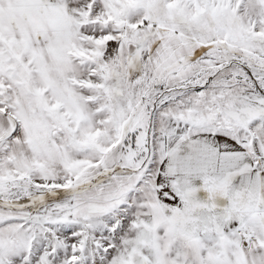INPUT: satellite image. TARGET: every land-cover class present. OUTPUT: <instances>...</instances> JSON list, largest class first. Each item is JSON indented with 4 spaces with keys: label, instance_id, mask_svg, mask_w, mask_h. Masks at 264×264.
<instances>
[{
    "label": "snow or ice",
    "instance_id": "obj_1",
    "mask_svg": "<svg viewBox=\"0 0 264 264\" xmlns=\"http://www.w3.org/2000/svg\"><path fill=\"white\" fill-rule=\"evenodd\" d=\"M0 264H264V0H0Z\"/></svg>",
    "mask_w": 264,
    "mask_h": 264
}]
</instances>
